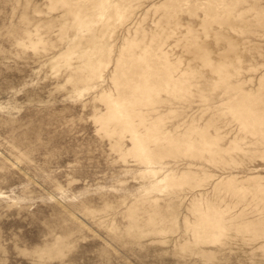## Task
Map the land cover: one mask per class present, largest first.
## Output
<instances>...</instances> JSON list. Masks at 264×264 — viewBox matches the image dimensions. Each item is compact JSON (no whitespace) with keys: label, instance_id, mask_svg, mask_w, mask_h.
I'll return each instance as SVG.
<instances>
[{"label":"rangeland","instance_id":"rangeland-1","mask_svg":"<svg viewBox=\"0 0 264 264\" xmlns=\"http://www.w3.org/2000/svg\"><path fill=\"white\" fill-rule=\"evenodd\" d=\"M0 264H264V0H0Z\"/></svg>","mask_w":264,"mask_h":264}]
</instances>
